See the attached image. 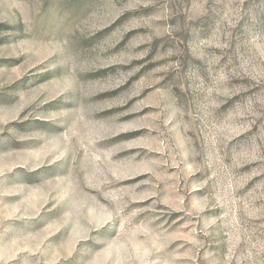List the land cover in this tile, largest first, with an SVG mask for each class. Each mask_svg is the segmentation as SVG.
Masks as SVG:
<instances>
[{"label":"rangeland","instance_id":"obj_1","mask_svg":"<svg viewBox=\"0 0 264 264\" xmlns=\"http://www.w3.org/2000/svg\"><path fill=\"white\" fill-rule=\"evenodd\" d=\"M0 264H264V0H0Z\"/></svg>","mask_w":264,"mask_h":264}]
</instances>
